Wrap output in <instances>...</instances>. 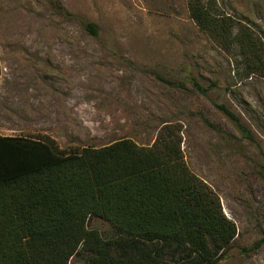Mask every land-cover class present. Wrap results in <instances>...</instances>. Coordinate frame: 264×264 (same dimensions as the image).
I'll return each instance as SVG.
<instances>
[{
    "label": "rangeland",
    "instance_id": "1",
    "mask_svg": "<svg viewBox=\"0 0 264 264\" xmlns=\"http://www.w3.org/2000/svg\"><path fill=\"white\" fill-rule=\"evenodd\" d=\"M214 1L264 42V0ZM0 69V133L69 149L125 136L150 145L174 125L186 164L236 225L217 264H264V244L241 251L264 235V78L198 29L187 0H0ZM89 223L108 234L107 221Z\"/></svg>",
    "mask_w": 264,
    "mask_h": 264
},
{
    "label": "trees",
    "instance_id": "2",
    "mask_svg": "<svg viewBox=\"0 0 264 264\" xmlns=\"http://www.w3.org/2000/svg\"><path fill=\"white\" fill-rule=\"evenodd\" d=\"M187 9L213 42L237 50L246 75L264 78V42L250 26L214 0H187ZM84 28L97 35L93 22ZM216 107L248 134L225 104ZM94 217L108 234L90 226ZM236 232L186 164L174 125L150 145L125 136L69 149L47 134L0 133V264H217ZM263 244L264 235L241 251Z\"/></svg>",
    "mask_w": 264,
    "mask_h": 264
}]
</instances>
